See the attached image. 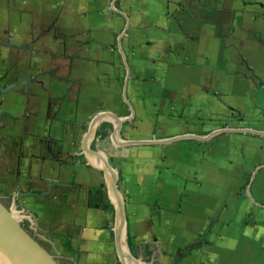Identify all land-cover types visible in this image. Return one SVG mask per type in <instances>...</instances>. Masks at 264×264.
Segmentation results:
<instances>
[{
    "label": "crops",
    "instance_id": "1",
    "mask_svg": "<svg viewBox=\"0 0 264 264\" xmlns=\"http://www.w3.org/2000/svg\"><path fill=\"white\" fill-rule=\"evenodd\" d=\"M0 37V195L58 257L122 264L114 180L138 264H264V0H0Z\"/></svg>",
    "mask_w": 264,
    "mask_h": 264
},
{
    "label": "water",
    "instance_id": "2",
    "mask_svg": "<svg viewBox=\"0 0 264 264\" xmlns=\"http://www.w3.org/2000/svg\"><path fill=\"white\" fill-rule=\"evenodd\" d=\"M18 84V83H17ZM11 85L0 92L5 94L17 86ZM3 117L0 114V123ZM113 195L115 211V234L119 257L122 264H138L132 256L127 242V220L125 214V199L121 194L117 182H109ZM14 214V213H13ZM20 219L16 216H9L0 205V264H50L54 256L46 253L43 247L24 234L20 229ZM49 258V259H48ZM55 259V258H54Z\"/></svg>",
    "mask_w": 264,
    "mask_h": 264
},
{
    "label": "rangeland",
    "instance_id": "3",
    "mask_svg": "<svg viewBox=\"0 0 264 264\" xmlns=\"http://www.w3.org/2000/svg\"><path fill=\"white\" fill-rule=\"evenodd\" d=\"M2 41H3V38L0 37V51L2 50L3 47H8V46L4 45L5 43L3 44ZM6 44H9V46L11 44L12 47H10V48H13L11 50L13 51V53H17L18 45H16L15 43L9 42V40H6ZM3 52H4L3 56L0 57L1 58V63H0L1 64L0 65V92L5 90L6 88H8L10 86L9 81L11 79H13L15 74H18L21 72V71L19 72V69L15 70V67H17L18 63H20L18 54L10 53L8 50H4ZM20 59L22 60V57ZM9 66L14 67V69L9 68ZM12 69H13V72L8 73V75L5 74L7 70L11 71ZM2 95L3 94H1V96ZM15 196H18L17 190H13L11 193H9V195L7 197L8 199L4 198L0 195V205L3 208V210L9 216L16 215L21 220L19 223V226H20V229H22L24 231L25 235H28V237L29 236L32 237V234H33L34 236L38 237V239H39L38 242L43 247L45 252L52 254L55 258V259L53 258V260H51V261L49 260V262H52L50 264H72V263H70V261H67L64 258H57L56 257V255L62 251V242H60V241H58V239H56L58 242L56 240H54L53 243L49 242V241H46L44 243V241L42 239H47L49 235L47 233L45 235L44 234L41 235V233H38L36 230V229H38V230L44 229V226H42V224L38 222L39 219L37 217H35L33 215H29L28 213H26L27 211H25V209L22 207L23 205H20V201H22V200H20L19 197H15ZM17 198H19V199H17ZM48 230H50V229H48ZM55 241H56V245H55ZM56 249H57V254H55Z\"/></svg>",
    "mask_w": 264,
    "mask_h": 264
},
{
    "label": "flooded vegetation",
    "instance_id": "4",
    "mask_svg": "<svg viewBox=\"0 0 264 264\" xmlns=\"http://www.w3.org/2000/svg\"><path fill=\"white\" fill-rule=\"evenodd\" d=\"M31 238H32L33 240H35L36 242L39 241L38 237H36V236H32ZM38 243H39V242H38ZM56 251H57V249H56ZM56 257H57V258H60V257H58V255H56Z\"/></svg>",
    "mask_w": 264,
    "mask_h": 264
},
{
    "label": "trees",
    "instance_id": "5",
    "mask_svg": "<svg viewBox=\"0 0 264 264\" xmlns=\"http://www.w3.org/2000/svg\"><path fill=\"white\" fill-rule=\"evenodd\" d=\"M32 234V233H31ZM32 236H34L33 234H32Z\"/></svg>",
    "mask_w": 264,
    "mask_h": 264
}]
</instances>
